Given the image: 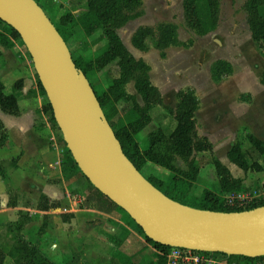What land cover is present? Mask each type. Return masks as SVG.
<instances>
[{"label": "trees", "instance_id": "obj_1", "mask_svg": "<svg viewBox=\"0 0 264 264\" xmlns=\"http://www.w3.org/2000/svg\"><path fill=\"white\" fill-rule=\"evenodd\" d=\"M141 6L142 0H85V9L78 16L64 12L55 20L49 18L66 43L80 29L87 36L97 32L94 42L106 40L102 51L95 59L81 55L72 56V58L75 66L85 74L93 87L103 115L131 164L139 172L148 162L168 170L166 178L158 177L153 173L147 176L143 174L152 186L174 201L202 209L241 211L263 205L264 201L261 199L243 207L230 206L226 203L225 195L250 188L245 185L243 178L234 177L229 168L216 156L212 157L211 163L215 169L219 191L215 192L208 188H203L200 192L196 191L195 181L198 179L200 167L195 164L194 154L210 151L213 146L206 136H199L197 133L195 113L199 107L198 96L192 88L180 89L176 93L177 101L173 106L165 103L159 89L150 81L149 65L144 60L135 58L117 33V29L140 15ZM182 6L187 25L197 33L205 34L216 29L220 13L219 0H183ZM243 9L251 39L264 53V0H246ZM0 23L5 24L8 30V35L0 33L2 45L8 46L10 39H13L20 41L24 46L20 36L12 27L1 20ZM147 40L152 42L161 56H164L167 47L179 43L176 26L173 23H159L156 27L140 26L131 36L132 45L140 50L147 49ZM112 62H115L118 67V75L113 77L106 87L97 89L90 77ZM232 72V65L223 59L214 61L210 68V75L214 82L221 81ZM36 79L40 94L46 96L37 75ZM260 81L264 85V71ZM130 82L133 84L136 95L140 97L141 104L137 102L135 94L127 91L126 85ZM22 85L23 80L18 79L12 85V92L6 93L0 79V109L3 112L11 115L19 114L18 96ZM119 102L131 104L123 111V119L119 115ZM153 106H161L165 109L174 119L175 126L168 134L160 126L150 130L146 134L147 147L141 149L135 134L150 123V110ZM42 108L48 114L50 122L58 128L48 100ZM6 137V131L0 121V144ZM60 138L66 146L61 132ZM246 139L249 146L244 148L240 141L235 140L227 151V158L243 171H262L264 159L262 162L260 160L264 158V141L252 133H246ZM66 150L72 167L83 176L88 189L83 196L81 195L80 207L104 213L115 210L126 213L89 182L67 147ZM177 160H181L185 167L177 166ZM0 174H3L1 164ZM37 207L40 210L48 209L45 196L41 197ZM27 217L26 213L21 212L17 220L8 224L12 243L9 248L0 246V264L5 263L7 256L12 264H57L23 234ZM138 228L145 240L155 248L156 262L166 264V254L171 247L152 241L144 235L139 226ZM217 253L222 255L228 264H264V256L246 257Z\"/></svg>", "mask_w": 264, "mask_h": 264}, {"label": "crops", "instance_id": "obj_2", "mask_svg": "<svg viewBox=\"0 0 264 264\" xmlns=\"http://www.w3.org/2000/svg\"><path fill=\"white\" fill-rule=\"evenodd\" d=\"M0 33L8 35L7 27L3 23H0ZM249 38V42L255 46L250 34ZM23 47L13 39H10L8 46L0 43V79L4 84V91L12 92L13 83L18 79L23 80L18 96L19 114L11 115L0 109V121L7 134L5 141L0 144V164L3 170V174H0V245H3L6 239L5 228L12 241L8 224L17 220L23 212L28 215L22 231L23 234L25 232V237L29 224L38 225L40 217H47V228L42 230L43 236L37 239V241L41 239L38 242H43V245H38L30 236L26 237L31 243L37 244L43 253L48 250L53 254V247L62 246L64 243L69 247L68 254L71 251V255L76 252L83 253V256L92 255L96 251H101L102 255L107 253L106 260L98 259L102 263L107 261L109 264H158L155 248L145 240L137 224L129 215L125 213V216L124 212L119 210L104 213L80 207L82 196L88 190L85 179L72 167L66 150L67 146L61 141L60 131L45 115L46 112L42 108L44 103L41 96L43 95L38 90L36 73L31 58L27 56ZM256 50L258 58H255L254 67L258 75L257 82L261 84L258 83L260 89L246 84V87L241 90L238 84L236 85L233 72L224 78L220 86H217L220 94L227 98L226 101L234 97L242 100L239 103V107L244 110L241 116L238 115L237 109L233 112L229 110L220 112L217 109L218 106H213L212 113H205L201 117L205 123L210 122L211 114L213 119L233 118L236 115L238 124L247 126L246 133H252L264 141V131L254 129V126L264 125V85L260 81L264 71V54L260 53L257 47ZM226 61L233 68V63ZM247 76L248 74L245 73L243 78ZM242 81L247 82L245 79ZM7 88L10 92H7ZM242 93L248 94L250 98L242 99ZM198 135L206 136L199 133ZM209 141L211 142L210 139ZM234 141L229 143L227 151ZM61 159L66 161V166L60 165ZM261 172H264V169L255 171V173ZM233 176L243 178L248 187L249 185L257 187L260 183H264V179H261L247 184L244 175L234 174ZM70 184L73 185L69 186ZM12 189H15V195L12 193L13 198L9 195V190ZM73 193H77L79 197L76 201L77 206L66 208L65 195L75 196ZM42 196H45L47 200L49 206L47 210L38 209V203L36 207H32V204L41 200ZM63 206L66 210L60 212ZM53 229L55 231L59 229L58 235ZM48 244L51 246L49 247ZM95 261L94 258L83 257L78 264H92ZM58 262L62 261L58 260Z\"/></svg>", "mask_w": 264, "mask_h": 264}, {"label": "rangeland", "instance_id": "obj_3", "mask_svg": "<svg viewBox=\"0 0 264 264\" xmlns=\"http://www.w3.org/2000/svg\"><path fill=\"white\" fill-rule=\"evenodd\" d=\"M36 1L43 7L46 14L52 20L57 19V17L64 12H70L74 16H78L85 9V0ZM182 1L183 0H142L140 15L129 20L123 27L117 29V33L130 53L135 58H140L149 65L150 81L159 89L165 103L173 106L177 101L176 93L180 89L192 88L198 96L200 106L196 114L197 132L201 135H206V137L211 140L213 146L210 151L194 154L195 164L200 167L198 179L195 181L197 192H200L203 188H208L215 192L219 191L217 176L214 166L211 163L213 156H217L222 163L229 167L233 175H244L247 184L264 179V172L255 173V171H242V169L241 171H237L240 168L230 162L227 158V148L231 141H240L244 148L249 146L246 139V131H248V128L247 126L245 127L238 124L236 115H234L233 118L223 119L221 117L220 119H213L211 114V119L209 118L210 122L208 121L205 123H203L201 117L205 113H212L211 109L213 106H218L217 109L220 112L225 110L233 112L237 109V113L240 116L244 111L241 107H239V103L242 101L240 98L234 97L226 101L227 98L224 95H221L218 91L219 87L217 86H220L223 83L225 77L219 82H214L212 80L210 68L217 59L229 60L233 63V75L236 80L235 82L241 90L246 87V84L260 89L259 87L261 84L259 81L257 82L258 75L254 67V62H256L255 58H258V51L256 50V47H259L256 44L255 47L249 42L250 31L243 9V4L246 0H219L220 13L217 27L214 31H209L205 34H199L187 25L184 17ZM159 23H173L176 26L177 38L179 40L177 45H170L165 49L164 56L160 55L159 50L153 46L150 40H147L148 47L146 50H140L132 45L131 36L138 27H156ZM97 35L98 33L95 32L94 34L87 36L83 30H77L67 43L72 56L77 57L81 55L85 58L95 59L102 51V48L106 43V40L104 39L94 42ZM16 42L19 46H23L20 41L16 40ZM259 50L260 53H263L260 48ZM27 56H29L28 53ZM118 72L117 65L115 62H112L105 65L101 70L92 75L90 80L97 89H102L108 85L113 77L118 75ZM245 73L248 74L247 78H243ZM242 79L247 80V82L243 83ZM126 89L129 93L136 95L132 82L126 85ZM7 92H10L9 88H7ZM258 95H261V93H258ZM41 97L42 103H45L47 101L46 96ZM249 98L248 94L242 93V99ZM136 100L139 104H141V100L138 95H136ZM129 105L131 104H124L122 102L118 103V107L120 109L119 115L122 119L124 118L123 111ZM260 106L262 107V105ZM45 115L46 117L48 116L47 113ZM150 115V123L143 129L137 131L135 134V139L141 149L147 147L148 143L146 140V134L150 130L160 126L163 131L168 134L175 126V121L172 116L161 106H153L150 110ZM217 121L220 122L217 123ZM258 126L259 127L254 126V129L256 128V131L263 132L264 125L262 124ZM62 159L60 165L64 166L65 164L66 166V161ZM263 159L264 158H262L260 162H262ZM176 165L185 167V164L181 160H177ZM150 173H153L161 178H166L168 170L148 162L142 168L140 174L147 176V174ZM72 185L73 184H70L69 186ZM263 186L264 183H260L257 187L249 185V188H262ZM74 188L75 187H73V189ZM12 193L15 195V189L9 190L11 198H13ZM73 194L75 196L65 195V200L67 201L65 206L66 208H69V206H77L76 201L79 197L77 196V193ZM39 202H41V200L35 201L32 204V207H36V204ZM74 202H76V205H74ZM62 208L63 210L60 209V212L66 210L64 206ZM46 221L47 217H40L38 219V225L29 224L28 230L26 229V235L28 237L30 236V238H34V241H36L38 245L44 244L43 242H38L41 239L38 241L37 239L43 236L42 230L44 231L47 228ZM5 229L6 239L2 243L3 245L0 246L3 248H9L12 241L7 228ZM53 231L56 235H58L59 229L56 231L53 229ZM48 246L50 247L51 244H48ZM62 246L58 245L53 247V254L48 250H45L44 253L57 264H78L81 260H83V257L87 259H96V261L92 264H109L107 261L102 263L98 260H106L108 258L107 253L102 255L101 251H96V253L93 252L92 255L87 254L83 256V253L76 252L74 253L75 255H71V251L68 254L69 247L64 243ZM63 254H65L64 257H62ZM58 260H61L63 263L58 262ZM4 264H12L8 256L6 257Z\"/></svg>", "mask_w": 264, "mask_h": 264}, {"label": "water", "instance_id": "obj_4", "mask_svg": "<svg viewBox=\"0 0 264 264\" xmlns=\"http://www.w3.org/2000/svg\"><path fill=\"white\" fill-rule=\"evenodd\" d=\"M0 20L20 36L45 91L54 120L78 168L103 195L124 210L152 241L169 247L246 257L264 256V204L217 211L165 196L122 152L85 74L49 16L36 0H0ZM111 130L121 162L103 137ZM156 189L169 202L164 210L146 197Z\"/></svg>", "mask_w": 264, "mask_h": 264}, {"label": "built area", "instance_id": "obj_5", "mask_svg": "<svg viewBox=\"0 0 264 264\" xmlns=\"http://www.w3.org/2000/svg\"><path fill=\"white\" fill-rule=\"evenodd\" d=\"M230 206H246L256 200L264 201V186L232 192L225 196ZM166 264H228L224 257L217 252L198 251L181 247H171L166 254Z\"/></svg>", "mask_w": 264, "mask_h": 264}, {"label": "bare ground", "instance_id": "obj_6", "mask_svg": "<svg viewBox=\"0 0 264 264\" xmlns=\"http://www.w3.org/2000/svg\"><path fill=\"white\" fill-rule=\"evenodd\" d=\"M99 126L101 128L103 137L105 138L109 147L113 150L116 160L121 162L118 145L113 139L110 128L103 120L99 121ZM146 197L149 199L151 205L159 210H164L167 206H169L168 200L161 196V194L154 188L149 189Z\"/></svg>", "mask_w": 264, "mask_h": 264}]
</instances>
